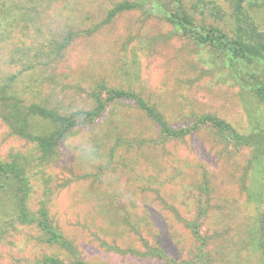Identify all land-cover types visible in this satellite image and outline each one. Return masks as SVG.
I'll return each instance as SVG.
<instances>
[{
    "label": "rangeland",
    "instance_id": "rangeland-1",
    "mask_svg": "<svg viewBox=\"0 0 264 264\" xmlns=\"http://www.w3.org/2000/svg\"><path fill=\"white\" fill-rule=\"evenodd\" d=\"M184 4L264 78V0ZM229 68L144 0H0V264L74 260L43 212L86 264H264V100ZM37 107L81 123L57 140Z\"/></svg>",
    "mask_w": 264,
    "mask_h": 264
},
{
    "label": "trees",
    "instance_id": "trees-1",
    "mask_svg": "<svg viewBox=\"0 0 264 264\" xmlns=\"http://www.w3.org/2000/svg\"><path fill=\"white\" fill-rule=\"evenodd\" d=\"M145 8L156 15L162 16L163 19L168 21L181 35L189 37L196 45L204 47L211 46L221 51L228 63L229 70L236 82L242 87L249 89L251 93L259 99L264 100V78L262 74L249 71L247 69V59L253 57L250 48L245 43L240 41H231L226 33L216 28H209L199 26L188 14L185 8L184 0H144ZM257 57V56H255ZM131 96L121 90H110L107 92V100L100 102L94 110L84 112V121L89 122L98 119L103 110H106L108 103ZM129 96V97H130ZM37 114L45 117H50L54 122L59 125V130L56 133L57 140L63 139L66 134L77 124L81 123L76 116L62 117L56 113L46 111L41 107L35 108ZM156 115L159 112L155 111ZM200 123L213 128L217 133L226 136L229 140L238 143L239 146H246L252 144H260L257 140L258 135L244 136L238 134L227 122L210 115L200 117ZM43 139L41 142H45ZM44 216L38 220V227L46 237L45 242L49 245L59 246L67 250L74 258L72 262H65L58 257H49L45 261L48 264H86L80 258L76 250H72V244L66 239L61 231L49 221L45 212ZM264 236V224L262 225ZM71 249V251H70Z\"/></svg>",
    "mask_w": 264,
    "mask_h": 264
}]
</instances>
